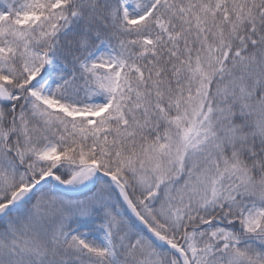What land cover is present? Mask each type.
Here are the masks:
<instances>
[{
    "label": "snow or ice",
    "instance_id": "6c2138e0",
    "mask_svg": "<svg viewBox=\"0 0 264 264\" xmlns=\"http://www.w3.org/2000/svg\"><path fill=\"white\" fill-rule=\"evenodd\" d=\"M0 264H264V0H0Z\"/></svg>",
    "mask_w": 264,
    "mask_h": 264
}]
</instances>
